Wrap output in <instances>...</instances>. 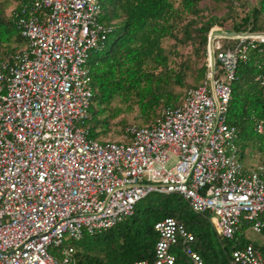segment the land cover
Masks as SVG:
<instances>
[{"label": "built area", "instance_id": "1", "mask_svg": "<svg viewBox=\"0 0 264 264\" xmlns=\"http://www.w3.org/2000/svg\"><path fill=\"white\" fill-rule=\"evenodd\" d=\"M100 11L98 0H26L11 12L25 45L0 59V264H76L72 241L115 225L152 192L180 195L220 238L243 225L259 233L264 164L244 163L226 114L237 64L264 37L212 38L204 80L176 107L146 125L127 124L124 139H94L85 125L93 98L87 60L107 30ZM253 131L264 132V119ZM154 228L153 258L134 264H176V250L203 264L181 222L168 217ZM227 264L264 257L248 243Z\"/></svg>", "mask_w": 264, "mask_h": 264}, {"label": "trees", "instance_id": "2", "mask_svg": "<svg viewBox=\"0 0 264 264\" xmlns=\"http://www.w3.org/2000/svg\"><path fill=\"white\" fill-rule=\"evenodd\" d=\"M12 1L17 8L26 0H0V59H6L25 45L12 16L5 14L6 6ZM98 1L101 6L99 21L107 30L87 60L93 98L91 117L85 125L89 136L94 139H99L101 132L105 133L109 117L121 111L117 108L109 117L104 116L114 100L119 99L126 104L125 110L136 106L137 116L147 121H141L139 125L156 121L163 107H176L186 89L199 85L205 78L210 31H264V0H255L245 15L231 21L230 26H224L230 15L217 17L210 14L204 19L201 8L203 3L225 2L229 5L227 0ZM230 6L232 8V4ZM179 21H185L180 27L183 41H190L195 46V56L202 59V67L196 68V82L188 85L183 84L184 70L175 71L168 66L169 57L160 44L165 37L176 39ZM262 80L264 45L260 44L250 50L245 61L237 64L226 114L227 124L238 128L241 158L249 166L253 164L249 163L253 156H258L257 164H264V132L258 134L253 131L254 120L264 119ZM171 84L184 88L173 93ZM127 124L121 123L122 126ZM98 127L102 129L97 131ZM168 217L181 222L192 232L195 250L201 255L203 264H227L231 252L248 243L264 257V244L240 238L249 230L247 226L243 225L231 238H220L206 217L193 212L180 195L158 193L149 199L143 198L131 215L110 228L92 235L84 234L78 241H72L76 264H134L140 260H151L158 239L154 225ZM258 234L264 235V225ZM176 254V264H189L183 252L176 250Z\"/></svg>", "mask_w": 264, "mask_h": 264}, {"label": "rangeland", "instance_id": "3", "mask_svg": "<svg viewBox=\"0 0 264 264\" xmlns=\"http://www.w3.org/2000/svg\"><path fill=\"white\" fill-rule=\"evenodd\" d=\"M230 1V4H232V8L229 5H227L225 2H218V3H203L201 4V8H203L202 15L205 18L209 17L210 14L216 15L217 17L230 15L231 18L224 24V26H230L231 21H237L241 17L245 15V13L252 7V4L255 0H227ZM248 3V5H246ZM16 6V3L14 1L10 2L6 8H5V14L6 16L11 15L12 10ZM230 7V8H229ZM231 9V10H230ZM180 23L177 26V30L175 32L176 39L172 37H165L161 40V45L164 47L165 51L167 52V55L169 57L168 66L172 69H175V71H179V69H182V71H185V78L183 80L184 85L195 83V74H196V68L202 67V59H197L198 56H195V46L190 41H183V35L182 31L180 30V27L185 23V21H179ZM222 41V40H221ZM224 45H233L234 42H227L225 40L222 41ZM197 59V60H196ZM182 64H185L184 66ZM173 93H179L183 90L184 87H181L178 84H171L170 85ZM126 104L122 103L119 99L114 100L111 105L109 106V109L107 110V113L104 115L105 117H109L112 115L115 111V109L119 108L121 111L116 114L114 117H109V121L106 126L105 133L101 132L99 135V139H109V140H116V139H124V128L125 126L121 125V123H135L139 124L144 121L142 118L137 116V109L136 106L132 108L131 110H125ZM99 131L100 127L97 128ZM257 155V153H254ZM258 156H253L252 159L249 161L250 164H254L257 161ZM158 193H149L144 198L149 199L153 196H155ZM143 202V199H141L138 204ZM240 238L242 240H249L250 242L254 244H264V235L255 233L251 230L245 231L243 234L240 235Z\"/></svg>", "mask_w": 264, "mask_h": 264}, {"label": "water", "instance_id": "4", "mask_svg": "<svg viewBox=\"0 0 264 264\" xmlns=\"http://www.w3.org/2000/svg\"><path fill=\"white\" fill-rule=\"evenodd\" d=\"M254 33H257V32H253ZM248 33L245 31V32H236V31H229V32H224V31H212L210 36H209V39H208V45H210V40L214 37H221V38H227V37H238V36H244V35H247ZM209 63L211 66H213L214 64V58L212 55H210L209 57Z\"/></svg>", "mask_w": 264, "mask_h": 264}, {"label": "bare ground", "instance_id": "5", "mask_svg": "<svg viewBox=\"0 0 264 264\" xmlns=\"http://www.w3.org/2000/svg\"><path fill=\"white\" fill-rule=\"evenodd\" d=\"M252 35H254V36H262V37H264V33H263V34H261V33H254V34H252Z\"/></svg>", "mask_w": 264, "mask_h": 264}]
</instances>
